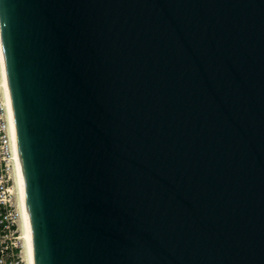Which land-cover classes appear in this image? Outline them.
Masks as SVG:
<instances>
[{"label": "water", "instance_id": "1", "mask_svg": "<svg viewBox=\"0 0 264 264\" xmlns=\"http://www.w3.org/2000/svg\"><path fill=\"white\" fill-rule=\"evenodd\" d=\"M36 264H264V0H0Z\"/></svg>", "mask_w": 264, "mask_h": 264}, {"label": "rangeland", "instance_id": "2", "mask_svg": "<svg viewBox=\"0 0 264 264\" xmlns=\"http://www.w3.org/2000/svg\"><path fill=\"white\" fill-rule=\"evenodd\" d=\"M10 134L7 119V109L5 104V94L3 87V78L0 64V199L3 198L6 203L1 205L0 214L1 234H8L11 240L8 242L16 244L18 264H27L24 240L22 238V224L20 215V205L18 189L16 184L15 166L10 148ZM11 222V233L9 234L6 226Z\"/></svg>", "mask_w": 264, "mask_h": 264}, {"label": "bare ground", "instance_id": "3", "mask_svg": "<svg viewBox=\"0 0 264 264\" xmlns=\"http://www.w3.org/2000/svg\"><path fill=\"white\" fill-rule=\"evenodd\" d=\"M0 57H2L1 72L3 78L5 104L7 109V119H8V127L10 134V146H11L10 148L12 150V158L15 166L16 184H17L18 196H19L20 215H21V224H22L21 226L23 230L22 238L24 240V245H25L27 264H36L32 235H31V227L29 221V214H28L27 202L25 197V187H24L23 172L21 167V160L19 155V146H18V139L16 133L15 118H14L12 100H11L10 89L7 80V73L5 68L4 56H3L1 34H0Z\"/></svg>", "mask_w": 264, "mask_h": 264}, {"label": "built area", "instance_id": "4", "mask_svg": "<svg viewBox=\"0 0 264 264\" xmlns=\"http://www.w3.org/2000/svg\"><path fill=\"white\" fill-rule=\"evenodd\" d=\"M0 203H6L3 198L0 199ZM2 213V207L0 205V214ZM4 222V221H3ZM0 221V264H18L17 253L15 246L16 244H10L8 240H11L10 235L1 234V223ZM8 227L9 234L11 233V222L6 225Z\"/></svg>", "mask_w": 264, "mask_h": 264}, {"label": "snow or ice", "instance_id": "5", "mask_svg": "<svg viewBox=\"0 0 264 264\" xmlns=\"http://www.w3.org/2000/svg\"><path fill=\"white\" fill-rule=\"evenodd\" d=\"M0 64H2V57H0Z\"/></svg>", "mask_w": 264, "mask_h": 264}]
</instances>
